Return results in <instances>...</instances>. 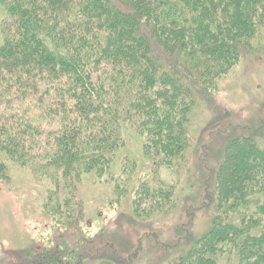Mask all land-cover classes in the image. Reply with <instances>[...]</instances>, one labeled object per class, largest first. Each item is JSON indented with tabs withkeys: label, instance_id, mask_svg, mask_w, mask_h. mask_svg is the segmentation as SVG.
<instances>
[{
	"label": "trees",
	"instance_id": "16d2710c",
	"mask_svg": "<svg viewBox=\"0 0 264 264\" xmlns=\"http://www.w3.org/2000/svg\"><path fill=\"white\" fill-rule=\"evenodd\" d=\"M0 4V179L8 160L38 172L59 226L77 224L75 192L90 173L117 190L131 185L141 219L172 209L173 184L131 180L134 163L119 155L126 133L140 138L145 157L186 169L194 108L210 103L217 81L255 52L264 0ZM209 184V227L186 231L167 264H264V144L255 135L230 141ZM87 259L65 263L47 250L41 256L42 264L130 262L118 254Z\"/></svg>",
	"mask_w": 264,
	"mask_h": 264
},
{
	"label": "rangeland",
	"instance_id": "374dc122",
	"mask_svg": "<svg viewBox=\"0 0 264 264\" xmlns=\"http://www.w3.org/2000/svg\"><path fill=\"white\" fill-rule=\"evenodd\" d=\"M4 15L0 4V45ZM254 47L255 52L244 54L217 81L213 100L203 99L194 108L186 169L174 172L145 157L140 138L126 133L127 144L119 155H128L134 163L136 175L131 180L175 186V205L168 212L141 219L133 213L136 198L130 195L131 185L122 192L116 183L90 173L75 192L80 203L74 213L77 224L73 219L72 225L59 226L46 199V179L8 160L0 179V264H42L46 250L59 253L65 263H74L83 254L92 258L88 263L118 254L129 258V264H167L169 248L182 242L186 231L199 235L207 230L212 208L209 183L225 146L253 135L264 144V28ZM49 124L41 122L44 129L52 127Z\"/></svg>",
	"mask_w": 264,
	"mask_h": 264
}]
</instances>
